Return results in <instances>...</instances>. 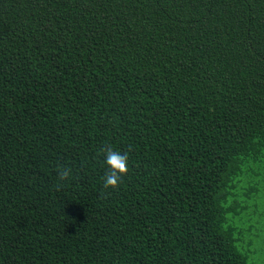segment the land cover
Masks as SVG:
<instances>
[{
	"label": "trees",
	"instance_id": "1",
	"mask_svg": "<svg viewBox=\"0 0 264 264\" xmlns=\"http://www.w3.org/2000/svg\"><path fill=\"white\" fill-rule=\"evenodd\" d=\"M262 187L264 0H0V264H249Z\"/></svg>",
	"mask_w": 264,
	"mask_h": 264
},
{
	"label": "rangeland",
	"instance_id": "2",
	"mask_svg": "<svg viewBox=\"0 0 264 264\" xmlns=\"http://www.w3.org/2000/svg\"><path fill=\"white\" fill-rule=\"evenodd\" d=\"M229 215L234 238L249 264H264V187L259 191L240 190Z\"/></svg>",
	"mask_w": 264,
	"mask_h": 264
},
{
	"label": "clouds",
	"instance_id": "3",
	"mask_svg": "<svg viewBox=\"0 0 264 264\" xmlns=\"http://www.w3.org/2000/svg\"><path fill=\"white\" fill-rule=\"evenodd\" d=\"M105 154V163L107 165V171L103 177L104 189H118L123 177L129 172L128 154L114 150L111 145H108L102 149ZM58 179L60 181L68 180L72 175L71 168H64L60 166L57 168ZM105 195V193H101Z\"/></svg>",
	"mask_w": 264,
	"mask_h": 264
}]
</instances>
